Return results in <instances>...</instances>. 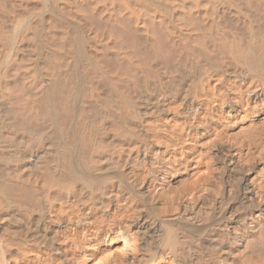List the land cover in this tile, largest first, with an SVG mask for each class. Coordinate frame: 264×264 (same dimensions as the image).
<instances>
[{
    "label": "bare ground",
    "instance_id": "bare-ground-1",
    "mask_svg": "<svg viewBox=\"0 0 264 264\" xmlns=\"http://www.w3.org/2000/svg\"><path fill=\"white\" fill-rule=\"evenodd\" d=\"M0 264H264V0H0Z\"/></svg>",
    "mask_w": 264,
    "mask_h": 264
}]
</instances>
